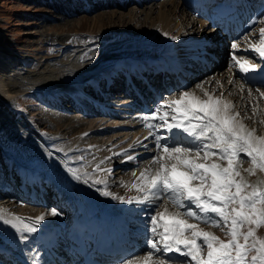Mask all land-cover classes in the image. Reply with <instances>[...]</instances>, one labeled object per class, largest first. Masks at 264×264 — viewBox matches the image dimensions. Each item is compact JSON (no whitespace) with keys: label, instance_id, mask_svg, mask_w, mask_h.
Segmentation results:
<instances>
[{"label":"rangeland","instance_id":"obj_1","mask_svg":"<svg viewBox=\"0 0 264 264\" xmlns=\"http://www.w3.org/2000/svg\"><path fill=\"white\" fill-rule=\"evenodd\" d=\"M142 1L137 4L128 0L126 5L122 3L123 1H118L115 2V5H110L108 0H0V63H7L8 66L5 90L8 89L7 91L14 94L12 99L6 101L0 99V209L9 215L24 218L25 222L35 220L36 217L43 214L45 219L38 229L49 226L66 229L69 220L65 211L57 210L54 207L56 204L52 203L54 205L52 206L48 199L44 200L47 201L46 204L42 203L38 197L33 200L31 194L34 193L33 184L36 185L37 179L43 177L44 168L42 166H46L47 162L54 170H51L52 173H50L51 171L48 173L53 175V178L61 179L64 176L70 186L72 185V189L75 179L68 169L75 167L74 170L77 171V174L88 180L87 184L83 183L84 179L81 180L82 183L76 180L83 185L80 186L81 190L92 196L95 195L96 199L103 197L106 200H113V203L111 202L113 205L116 203L115 205L121 206L116 211L124 212L122 205H125L128 209L126 211L129 213L138 212L139 216L136 219L139 222L131 227V230H133L132 234L138 235L137 232L140 231L143 236L149 235L140 243L142 248L139 254L146 255L148 252L146 241L151 238V233L147 230L150 227L147 223L149 217L155 211L164 213L167 210L168 213H177L182 209L174 206L166 195L154 202L142 203L139 207L135 202L127 204L118 199H112L111 196H103L101 191L106 188L113 195L125 199L142 197V194L135 190H129V188L132 184L139 182L138 177L143 170L153 168L155 171L156 167L151 161V156L156 152L155 143L151 142L150 145L145 143V146L144 141L142 142V139L150 136V130L145 127L142 117L163 101L179 99L182 91L194 92L201 98H205L204 92L206 91L210 95L231 101L234 106L233 111L239 114L238 119L248 129H255L257 136H264V97L255 91L258 86L244 84L245 82L238 75V69L236 70V67L232 66L234 63L233 54L237 58L257 63V54L253 52L252 48L259 45L260 29L264 28V9L259 13L260 3L264 0H249L251 9L256 10L257 15L254 17L257 21L256 24L225 40L221 39L219 33H215L205 16L199 15L197 10L191 8L190 10L187 7L188 0ZM119 4L123 5L120 7ZM162 11L167 16H165L166 20H169L167 29H165L168 31L170 26L165 39L177 48V54L172 47L169 52L175 53L174 57L176 58H181L182 55V57H186L189 53L188 50H191L189 47L192 46V42L202 44L211 39L214 40V43L217 42L219 47L216 49L220 54L217 66L205 74L189 80L188 85L182 90L176 89V92L159 98L156 103L147 101L146 106H138L133 112H127L124 105L117 106L121 99L113 91L109 92L114 96L110 98L111 100L108 99L111 101H107L110 102L109 106L106 105L109 108L107 111L110 110L109 113L94 110L88 106L83 96L91 94L87 88L79 90V87L83 86L82 83H86L89 78L99 75L101 71H110L109 68L118 64V56L122 59L124 54L129 57L132 55V59L127 60L134 62L158 59L151 54L156 51V48L148 51L147 49L150 47L149 43L153 42L152 40L163 37L161 33L164 28L160 29L161 26H158L157 23L159 13ZM114 13L116 15L112 17L111 14ZM233 43L238 44L237 49H232ZM121 54L123 55L121 56ZM158 61L160 62V59ZM122 65L123 68L125 67L121 63L118 66L119 69ZM83 74L84 76H82ZM54 77L58 79L55 80ZM71 78H74L75 82L68 81ZM77 78H80L81 84H75L77 86L75 91H72V88L69 90L71 85L77 82ZM62 82H68L69 86L65 88ZM198 84L202 86L203 91L197 87ZM241 86H243V91H241ZM249 88L253 90L251 98L248 96ZM261 91L264 90L261 89ZM70 93L71 95L76 93V95L71 96ZM117 101L118 103H116ZM111 103L113 104L111 105ZM126 104L129 105V103ZM78 105L82 108L78 109ZM112 106L115 108L114 110ZM118 111H122L123 115ZM112 112L113 114L118 112V115L116 113L112 115ZM129 113L131 114L129 115ZM94 123H97L96 126H93ZM120 126L125 130H121ZM162 133L166 132L159 130V134ZM47 139H50L51 142ZM116 139L118 140L116 141ZM169 143L172 142L169 141ZM141 144L145 149L140 146ZM88 149L90 152L87 151ZM132 150L137 154L132 153ZM114 151H119V154ZM128 151H131L130 153L133 155ZM124 152L125 155L138 157L140 155L143 158L129 162L127 161L128 156H124ZM126 152L128 153L126 154ZM143 152L147 156H144ZM78 155L82 158L81 161H85L84 165L74 164L79 160ZM122 157L124 160L121 161ZM117 158H119L120 164L125 163H123L125 167L123 169L119 167L115 172H111L113 169L111 167L118 163L116 162ZM144 159L147 162L144 161L145 164L142 163ZM31 163L38 166L41 176L36 173L37 179L23 180L22 175H17L16 168L18 165L25 167ZM111 163L113 164L111 165ZM126 163H130L132 166L126 165ZM223 163L226 164V162ZM97 166H99V170H96ZM35 167L33 165V168ZM79 167H82V170H77ZM250 167V162L245 158L240 164L242 175L252 182L264 179V172L258 170L254 175L249 176L244 169ZM133 170L134 172H132ZM85 173L94 178L88 179L89 175L85 176ZM96 180L102 183L93 185ZM45 185L49 184L46 182ZM46 188L42 194L47 192L50 195V190H45ZM31 200L34 203L30 202ZM144 206L145 211L141 212L140 209L142 210ZM53 209L60 212L61 215L52 216L51 210ZM188 222L198 223L193 219H189ZM8 227L0 224V236H3L0 237V241L4 237L6 240L10 238V228ZM199 228L211 232L221 239H226L219 228L203 223H199ZM256 235L264 238V227H260ZM203 254L206 255V249ZM158 258L154 257V259ZM125 259L135 260V257H126ZM170 259L173 261L184 260V257L175 255Z\"/></svg>","mask_w":264,"mask_h":264},{"label":"snow or ice","instance_id":"obj_2","mask_svg":"<svg viewBox=\"0 0 264 264\" xmlns=\"http://www.w3.org/2000/svg\"><path fill=\"white\" fill-rule=\"evenodd\" d=\"M231 47L237 49L238 44L233 43ZM252 50L260 63L233 54L232 66H238L245 78L249 74L260 77V87L255 91L264 97L261 91L264 88V28L260 29L259 46H253ZM197 87L202 89L199 84ZM252 95L253 90L249 88L248 96ZM204 97L185 90L179 99L163 101L142 117L156 149L151 157L155 171L144 170L138 177L139 182L129 188L142 197L125 199L106 188L101 191V195L127 204L154 202L166 195L174 206L182 209L177 213L155 211L147 221L150 225L147 230L151 233L146 241L147 254H133L135 260L124 259L120 264H264V238L256 235L264 227V179L249 181L240 169L246 158L251 167L244 171L249 176L257 170L264 172V136H257L255 129H248L238 119L231 101L206 91ZM159 130L167 135L159 134ZM128 159L134 157L128 156ZM68 171L75 180L82 179L76 170L69 168ZM83 183L87 184L88 180L84 179ZM100 183L96 180L93 185ZM51 215L61 213L53 209ZM44 219L42 214L25 222L24 218L0 209V224L14 229L21 240H27L25 233H36ZM189 219L198 223H189ZM199 223L219 228L226 239L200 229ZM171 255L182 256L184 260L173 261Z\"/></svg>","mask_w":264,"mask_h":264},{"label":"bare ground","instance_id":"obj_3","mask_svg":"<svg viewBox=\"0 0 264 264\" xmlns=\"http://www.w3.org/2000/svg\"><path fill=\"white\" fill-rule=\"evenodd\" d=\"M191 1V0H190ZM192 1H195L196 2V0H192ZM230 1H236V0H230ZM143 1L141 0L140 1V3H142ZM124 5H126L127 3H128V0L127 1H123L122 2ZM117 4V3H116ZM122 4V5H123ZM110 5H115V2L114 1H111L110 2ZM121 4H119L118 6H122ZM234 8V10H235V13H237V9L235 8V7H233ZM112 15V17H114L115 15H116V13H114V14H111ZM165 16L166 15H164V13H163V11L162 12H160L159 13V16H158V26H161V28L160 29H162V28H164V30H163V32L161 33L162 34V36L163 37H158V38H156L155 40H152L153 42L152 43H149L150 44V47H148V49H147V51L148 50H150V49H154V48H156V51L155 52H152L151 54H153V56H156L158 59L157 60H155V61H158L159 59H160V62L163 60V57H161L160 56V54L162 53V52H164V50H170L171 49V47H172V49H173V51L175 50V52H176V47H174L173 45H171L166 39H165V37L167 36V35H165V33H167L169 30H170V26H169V30L167 31L166 29H167V25L169 24L167 21H169V20H166V18H165ZM167 17V16H166ZM215 18V17H214ZM168 19V18H167ZM157 20V19H156ZM214 20V22L216 23V20L215 19H213ZM219 22H217V24H218ZM171 24V23H170ZM157 25V24H156ZM166 28V29H165ZM240 34V33H239ZM160 35V34H159ZM169 35V34H168ZM222 37V36H221ZM170 39H172V38H170ZM150 42V41H149ZM144 43V42H143ZM143 46V45H142ZM188 47V45H185V47ZM189 46H190V44H189ZM179 48V47H178ZM141 50V49H140ZM143 50V49H142ZM146 50V49H145ZM192 50V49H191ZM191 50H188V51H191ZM152 51V50H151ZM185 51H187V50H185ZM150 53V52H149ZM143 54H144V52H143ZM146 54V53H145ZM123 54H121V56H122ZM162 55V54H161ZM190 55V53H188V56ZM183 56V55H182ZM181 56V57H182ZM131 57H133L132 55H131ZM131 57H129L128 55H126V54H124L123 56H122V59L120 58V56H118L117 58V60L119 61V59L121 60V63H122V61H126L127 63H129V62H132V61H130V60H127V59H129V58H131ZM174 57V56H173ZM196 57L197 56H192V60H195L196 59ZM134 58H138V57H134ZM141 58V57H140ZM176 58V57H175ZM132 59V58H131ZM151 60V59H150ZM201 60H207L206 58H202ZM152 61V60H151ZM182 60H174V62H177L178 64H180V62H181ZM187 61H191V60H187ZM134 62V61H133ZM148 62H150V61H148ZM75 67H77L78 68V66H75ZM211 68H213L214 67V65H211L210 66ZM126 68L128 69V65H125V67L123 68V65H122V67H120V71H126ZM8 69V66H7V63L6 64H3V63H0V99L1 100H3V101H6V100H8V99H10L11 97H13V93L12 92H10V91H7V90H5V85H6V72L8 71L7 70ZM238 69V72H240L239 71V68H237ZM110 70H113L112 68L110 69ZM206 70H208V67L207 68H205V69H203L202 70V72H201V74H203ZM107 72H109V71H107ZM106 72V70H105V73H107ZM242 73V72H241ZM201 74H198L197 75V77L198 76H200ZM60 75V74H59ZM82 76H84V74L82 75ZM86 76H87V74H86ZM97 76H99V75H97ZM97 76H93L94 78H89L91 81L92 80H95L96 78H97ZM58 77V76H57ZM57 77H54L53 79H58ZM61 77V76H60ZM88 77V76H87ZM90 77V76H89ZM78 80H77V82L76 83H74L73 85H71L72 87H70V89L69 90H71V88L73 89L72 91H75L76 90V88H77V86H75V84H79L80 82V78H77ZM88 79V78H87ZM88 79V80H89ZM242 79V78H241ZM74 81L75 79L74 78H71V79H68V81ZM244 80L246 81H251L253 84H256V85H259L260 86V82H258V81H260V78L259 77H257V76H253L252 74H249L248 76H247V78H245V74H244ZM75 82V81H74ZM244 82V81H243ZM52 83H54L53 81H52ZM188 83V82H187ZM247 84H252V83H248V82H246ZM81 84V83H80ZM83 84V86H86V83H82ZM245 84V83H244ZM62 85H64V87L66 88V87H68L69 85H68V82H62ZM75 86V87H74ZM81 87V86H80ZM249 87V86H248ZM179 87L178 86H174L173 88H172V90H176V89H178ZM262 89V88H261ZM50 90V89H49ZM77 92V91H76ZM97 94V93H96ZM70 95H71V93H70ZM74 95H76V93L75 94H73V95H71V96H74ZM98 95V94H97ZM117 98V97H116ZM12 99V98H11ZM101 102H99V104L100 105H102V106H105L106 107V105L108 104V103H110L111 101V99L110 100H108V101H110V102H103V100H104V98H101ZM85 101V100H84ZM114 102L116 101V100H113ZM112 101V102H113ZM119 102L121 103V102H123V100H119ZM116 103H118V101L116 102ZM113 103H111V105H112ZM126 104V103H125ZM130 104V103H129ZM148 104V103H147ZM88 105V104H87ZM89 106V105H88ZM96 106V105H95ZM109 106V105H108ZM116 106V105H115ZM117 106H118V104H117ZM121 106V105H120ZM144 106V105H143ZM87 107V106H86ZM123 107V106H122ZM121 107V108H122ZM92 108V107H91ZM112 108H113V110L115 109L113 106H112ZM121 108H120V110H121ZM146 108V107H145ZM106 109H109V108H107L106 107ZM110 109H111V107H110ZM117 109V108H116ZM127 109V108H126ZM112 110V109H111ZM108 111H110V110H108ZM108 111H104V112H108ZM124 111V110H123ZM149 111V110H148ZM119 112V111H118ZM118 112H115L116 113V115H118L117 113ZM122 112V111H121ZM121 112H119V113H121ZM127 112H129V111H127ZM138 112V111H137ZM136 112V113H137ZM140 112V111H139ZM138 112V113H139ZM147 112V111H146ZM109 113V112H108ZM114 113V114H115ZM111 114V113H110ZM113 114V112H112V115H114ZM131 113H129V115H130ZM135 114V113H134ZM133 114V115H134ZM143 114V113H142ZM149 114V113H148ZM121 115H123L122 113H121ZM132 115V116H133ZM136 115V114H135ZM134 115V116H135ZM144 115H146V114H144ZM125 116V115H124ZM126 116H128V114H126ZM137 116V115H136ZM141 116H143V115H141ZM140 116V117H141ZM112 118V117H111ZM110 118V119H111ZM143 120V119H142ZM96 124L97 123H94L93 124V126H96ZM139 124V123H138ZM141 124V123H140ZM104 125V124H103ZM137 126V125H136ZM120 129L121 130H123V128L122 127H120ZM124 131V130H123ZM130 131V130H129ZM129 131H127V132H129ZM175 131V130H174ZM127 134V133H126ZM100 135V134H99ZM128 135V134H127ZM121 138V137H120ZM112 139H114V138H112ZM154 138L153 137H149V140H153ZM48 141H50L51 142V140L50 139H47ZM115 140V139H114ZM118 139H116V141H117ZM148 140V139H147ZM115 141V142H116ZM133 141V140H132ZM53 142V141H52ZM121 142V141H120ZM122 143V142H121ZM144 143V142H143ZM140 144V143H139ZM144 145H145V143H144ZM144 145H140V146H143L144 147ZM149 145H150V143H149ZM155 145V144H154ZM134 146V145H133ZM146 146V145H145ZM149 147V146H148ZM147 147V148H148ZM141 148V147H140ZM139 148V149H140ZM146 148V149H147ZM154 148V147H153ZM91 149V148H90ZM128 149V148H127ZM132 149V147L130 148V150ZM141 149H143V148H141ZM144 149H145V147H144ZM150 149H152V148H150ZM149 149V150H150ZM116 150H118V149H116ZM129 150V149H128ZM137 150V149H136ZM87 151H89V149L87 150ZM120 151H123V150H120ZM125 151V150H124ZM145 151H147V150H145ZM151 151V150H150ZM150 151H148L149 153H152V152H150ZM155 151V150H154ZM153 151V152H154ZM90 152V151H89ZM114 152H116V151H114ZM118 152V154H119V151H117ZM116 152V153H117ZM129 153L131 152V151H128ZM128 152H126V154L128 153ZM134 151L132 150V153H133ZM139 152V151H138ZM147 152V153H148ZM72 153V152H71ZM123 153V152H122ZM132 153H130L131 155H133ZM135 153V152H134ZM146 153V152H145ZM73 154V153H72ZM87 154H88V152H87ZM135 154H137V153H135ZM134 154V155H135ZM142 154V153H141ZM143 154H144V152H143ZM116 156H117V154H115ZM120 155H121V153H120ZM119 155V156H120ZM145 155V154H144ZM72 156V155H71ZM124 156H130V155H125V152H124ZM123 156V157H124ZM153 156V155H152ZM151 156V157H152ZM78 159L79 160H82V158L78 155ZM115 157V156H114ZM121 157V156H120ZM119 157V158H120ZM123 157L121 158V161H122V159H123ZM139 157H141L140 155H139ZM119 158H117L116 159V162H118L117 164H119L118 165V167H114L113 169H111V172H115V170L116 169H118L119 167L120 168H124L125 166L123 165V164H120V161L118 160ZM143 158V157H142ZM141 158V159H142ZM77 159V160H78ZM140 159V160H141ZM146 159V158H145ZM145 159L143 160V162L142 163H144V161H145ZM150 159V158H149ZM149 159L147 160L148 162H149ZM124 160V159H123ZM137 160V159H136ZM135 160V161H136ZM140 160H139V162H140ZM83 162L85 163V161L83 160L80 164H83ZM129 162H131V161H129ZM146 162V161H145ZM35 163V162H34ZM34 163H31L30 165H28V166H25V169H29V170H36L37 172H38V166L37 165H35ZM87 163V162H86ZM124 163V162H123ZM136 163V162H135ZM138 163V162H137ZM141 163V162H140ZM147 163V162H146ZM10 164V163H9ZM74 164H76V163H74ZM93 164V163H92ZM113 163H111V165H112ZM125 164V163H124ZM128 163H126V165H127ZM130 164V163H129ZM128 164V165H129ZM133 164V163H132ZM145 164V163H144ZM149 164V163H148ZM4 165V163L2 162V166ZM25 165V164H24ZM33 165L34 166H36L35 168H33ZM39 165V164H38ZM84 165V164H83ZM110 165V166H111ZM115 165V164H114ZM131 165V164H130ZM133 165H135V164H133ZM138 165V164H137ZM132 166V165H131ZM149 166V165H148ZM68 167H70L69 165H68ZM67 167V168H68ZM127 167H129V166H127ZM126 167V168H127ZM146 167H147V164H146ZM151 167V166H150ZM39 168H40V166H39ZM42 168H44V172L46 173L47 172V174L49 175V176H51V174L50 173H52V171H54V170H52V166H50V163H48L47 162V164H46V166H42ZM149 168V167H148ZM74 169H75V167H74ZM82 170V167L80 168H77V170ZM89 169H91V168H89ZM43 170V169H42ZM52 170V171H51ZM132 170V169H131ZM146 170V169H145ZM51 171V172H50ZM144 171V170H143ZM152 171H154L153 170V168H152ZM41 172H43V171H41ZM48 172H50V173H48ZM57 172V171H56ZM55 172V173H56ZM88 172L90 173V171L88 170ZM91 172H93V170H91ZM132 172H134V170L132 171ZM54 173V172H53ZM138 174V173H137ZM80 175V174H79ZM87 175H89V176H87L88 177V179H91V178H94V177H92V175H90V174H87ZM21 176V175H20ZM53 176V175H52ZM51 176V177H52ZM94 176V175H93ZM69 178V177H68ZM70 179V178H69ZM82 179H86V178H82ZM81 179V180H82ZM23 180H25V179H23ZM52 185H55V187H58V186H60V187H65L64 186V184H65V182H68V180L67 179H65V177L63 176V177H61V179H59V178H57V177H52ZM80 180V183H82V181ZM32 181V180H31ZM72 181V180H71ZM70 181V182H71ZM90 181V180H89ZM28 182V181H27ZM30 182V181H29ZM45 182V181H44ZM73 182V181H72ZM6 185V184H5ZM72 186V185H71ZM70 186V187H71ZM80 186H83L82 184H79V182H76V180L74 181V188L72 189V187L70 188H67V190L66 189H62V191H61V194H62V196L64 197V198H67V199H72V201H71V206L74 208V210H75V215H74V222H73V224H75V225H78L77 224V220H78V218H81V217H83L84 218V221L83 222H92V221H96V222H100V215L97 213V211H95V210H101L102 208L103 209H105L104 210V212H109L110 213V215L111 216H114V214L116 215V218H115V220H113V223L116 225V226H118V223L116 222V221H118V220H120L123 224H125V221H126V218H128L129 216L126 214V213H128L129 214V212L128 211H116V210H118V208H115V206L112 204V206H110V211H109V206H108V204H106V203H104L103 201H100V200H96V199H94L93 197H89V198H86V193L84 192V190H81V188H80ZM85 188V187H84ZM73 190L75 191V193L74 194H76V195H78V197L79 198H77V199H75L74 197H72V196H70V194H73ZM109 191V190H108ZM3 192V191H2ZM95 196V195H94ZM18 199V198H17ZM86 199V200H85ZM99 199V198H98ZM113 199V198H112ZM19 200V199H18ZM79 200H80V202H79ZM76 201H78L77 202V204H76ZM113 201V200H112ZM114 202H115V200H114ZM116 204V203H115ZM140 204H142V203H138V206L140 205ZM91 205V207L89 208V206ZM137 206V205H136ZM141 206V205H140ZM139 206V207H140ZM89 208L88 209V213H85L83 210L85 209V208ZM119 207H121L120 205H119ZM138 207V208H139ZM116 210H115V209ZM128 210V209H127ZM132 210V209H131ZM147 210V209H146ZM95 211V213H93ZM140 211H141V209H140ZM130 212H132V211H130ZM143 212V211H142ZM108 213V214H109ZM113 214V215H112ZM29 215V214H28ZM134 216H137V215H134ZM44 224V223H43ZM50 227V226H49ZM12 229V228H11ZM12 231H13V233H12V236L15 238V239H17V243H18V246L20 247V242H21V245L23 244V240L22 241H19V240H21L20 239V236H19V234L18 233H16V231L14 230V229H12ZM133 231V230H132ZM38 232V231H37ZM136 234V233H135ZM139 234V233H138ZM28 238H38V236H35V234H28V233H26L25 234ZM4 239H5V237H4ZM142 241V240H141ZM9 243H11V244H13V243H15V242H9ZM141 243V242H140ZM135 257V256H134Z\"/></svg>","mask_w":264,"mask_h":264}]
</instances>
